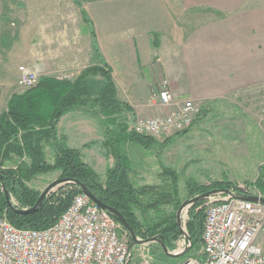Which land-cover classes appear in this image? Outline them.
I'll return each mask as SVG.
<instances>
[{"label": "rangeland", "instance_id": "rangeland-1", "mask_svg": "<svg viewBox=\"0 0 264 264\" xmlns=\"http://www.w3.org/2000/svg\"><path fill=\"white\" fill-rule=\"evenodd\" d=\"M78 1L93 21L95 33L98 32L101 36L113 28L127 40L136 35V32L145 33L150 30L154 18L159 16L158 11L162 9L163 2L167 3L173 14L179 16L177 13L184 0ZM71 2L72 0H0V114L5 111L13 94L26 91L18 84L22 68L35 72L38 81L41 77L71 80L93 63L90 38L84 23L79 30V49H71V45H66L64 40L62 48V41L55 38L59 35V31H55V25L60 26V23L68 21L59 14L55 16L54 11L64 10L65 3L68 5ZM239 2L240 9L250 11L264 8V0ZM209 15L217 20L225 18L223 13ZM153 37L157 39L156 35ZM85 42L88 49L84 50ZM96 80L101 81V78L98 76ZM194 103L200 107V113L188 131L167 137H149L153 142L147 148L134 144L123 136L119 137L122 125L128 133L135 120L133 114L124 110L109 128L101 126L92 116L87 115L88 110L85 108V111L72 110L74 114L60 117L56 127L57 139L64 140L69 148L79 150L82 161L96 173L100 183L105 182L107 169L114 166L112 152L114 144L119 140V152L129 160L132 167L128 176L131 185L163 187L169 183L165 172L174 173L177 180L175 200L180 203V208L188 201L187 188L190 183L192 187L193 184L209 187L214 182H227L234 189L231 193L260 195L264 198V84L243 89L207 104ZM106 138L110 143L106 144ZM86 144L90 146L86 147ZM47 155H51L50 150H47ZM59 180L62 181L60 171H53L34 177L27 186L40 195L49 189L46 197L52 203L57 197L52 196L58 194L59 187L73 183L62 181L52 187ZM220 197L223 198V194L216 195L215 199ZM10 201L14 208L28 209L20 208L13 198ZM208 201L206 199V203ZM161 207L164 212L161 215L139 207L133 208L142 231L148 227L145 217L148 222L159 224L166 214L177 216L180 209H176L173 204ZM189 208L190 206L183 210L185 222L188 221ZM121 234H127L122 226ZM127 240L129 241L128 234ZM137 241L140 244L134 247L136 257H146L154 264H180L191 258L189 255L170 257L156 241L138 237ZM186 241L188 243L187 239ZM184 246V239L180 238L171 254L183 253Z\"/></svg>", "mask_w": 264, "mask_h": 264}, {"label": "trees", "instance_id": "trees-1", "mask_svg": "<svg viewBox=\"0 0 264 264\" xmlns=\"http://www.w3.org/2000/svg\"><path fill=\"white\" fill-rule=\"evenodd\" d=\"M72 1L80 8L82 21L91 39L93 63L74 79L41 77L35 87L9 98L5 111L0 114V217L5 216L12 226L23 230L40 231L55 225L71 205L73 197L81 193L76 184L59 187L58 194L52 196H57L52 203L46 197L35 213L27 215L18 214L8 207L5 191L20 208L29 209L35 205L40 194L30 189L27 183L40 174L60 171L63 182L84 185L98 201L118 211L136 237L142 240L156 238L171 253L182 236L176 215L166 214L159 224L148 222L145 217L148 227L142 231L133 208L139 207L159 215L164 213L163 205L173 204L179 209L180 203L175 200L177 180L174 173L165 172L169 183L163 187L132 186L128 178L132 167L119 152L120 141L117 140L112 152L114 166L107 169L105 182L100 183L96 173L82 161L79 150L69 148L64 140L57 139L56 127L60 117L72 110L87 109L86 112L106 128L117 121L122 110L131 113V108L117 98L111 70L100 53L92 20L78 0ZM98 76L101 81L96 80ZM122 127L119 137L123 136L143 148L151 146V138L137 136L130 131L126 133V127ZM107 143H110L108 138ZM89 146L86 144V147ZM47 150L51 151V155H47ZM193 185L190 183L187 188V202L213 190L234 191L227 182H214L209 187ZM205 203L206 200H198L188 209L186 229L189 246L181 257L189 255L200 261L204 259L201 236ZM129 242L132 243L130 237Z\"/></svg>", "mask_w": 264, "mask_h": 264}, {"label": "crops", "instance_id": "crops-1", "mask_svg": "<svg viewBox=\"0 0 264 264\" xmlns=\"http://www.w3.org/2000/svg\"><path fill=\"white\" fill-rule=\"evenodd\" d=\"M240 3L239 0H184L178 16L163 2L158 18H154L145 33L136 32L126 40L113 28L101 36L96 32L118 100L131 108L135 118H148L169 110L152 105V86L158 79L168 82L176 103L207 104L263 85L264 8L249 11L240 9ZM63 7L62 11L55 10L54 15L59 14L68 22L55 25V31H59L55 38L62 41V48L64 40L71 49H79V30L84 25L80 8L73 1ZM215 12L225 14V18L217 20L209 15ZM83 49H88L86 42ZM70 114L74 112L66 115Z\"/></svg>", "mask_w": 264, "mask_h": 264}, {"label": "built area", "instance_id": "built-area-1", "mask_svg": "<svg viewBox=\"0 0 264 264\" xmlns=\"http://www.w3.org/2000/svg\"><path fill=\"white\" fill-rule=\"evenodd\" d=\"M19 72V86L27 90L37 85L35 72L28 68ZM152 88V105L169 110L135 118L129 131L152 138L188 131L200 107L193 101L176 103L164 79H158ZM232 194L208 198L201 236L204 259L190 258L180 264H264V205ZM186 223L182 211V251L189 246ZM134 247L127 234H121V225L83 193L75 195L58 222L45 230L19 229L0 217V264H154L146 257L137 258Z\"/></svg>", "mask_w": 264, "mask_h": 264}, {"label": "water", "instance_id": "water-1", "mask_svg": "<svg viewBox=\"0 0 264 264\" xmlns=\"http://www.w3.org/2000/svg\"><path fill=\"white\" fill-rule=\"evenodd\" d=\"M60 182L62 181H57L55 183L52 184V187H54L55 185H58L60 184ZM74 184H76L80 190H81V193L85 194L87 197H89V199L94 202L100 209L108 212L113 218H115L119 224L122 226V228L127 232V234L129 235L130 239H131V242L132 244H138L139 241H137V237L133 231V229L128 225V223L126 222V220L123 218V216L118 212L116 211L115 209H112L104 204H102L100 201H98L91 193L90 191L82 184L80 183H77V182H73ZM48 191L49 189L45 190L38 198L37 202L35 203V205L29 209H26V210H19V209H15L12 204H11V201H10V195L7 191H5V198H6V202H7V205L10 209L12 210H15L16 213L18 214H22V215H27V214H32V213H35L38 208L41 206V204L43 203L46 195L48 194ZM217 194H224V195H233L232 193L228 192V191H209L207 193H204L203 195L199 196V197H196L194 199H192L190 202H187L185 203L184 205H182V207L179 209V212L177 213V216H176V222H177V225H178V228L181 232V235H183V232L181 231L180 229V214L181 212L187 208L188 206H191L194 202L198 201V200H206L214 195H217ZM235 197L237 198H240L244 201H249V202H259L261 203L262 205H264V198H260V197H254V196H249V197H246V196H242V195H236ZM151 241H156L158 242L163 251L169 255L170 257H179L181 255H183L187 249L184 250L183 253L181 254H171L170 252H168L167 248L164 246L163 243H161L160 241H158L156 238L154 239H151ZM143 243V242H142ZM140 244V243H139Z\"/></svg>", "mask_w": 264, "mask_h": 264}]
</instances>
